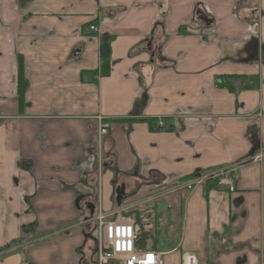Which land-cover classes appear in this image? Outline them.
Here are the masks:
<instances>
[{"label": "crops", "instance_id": "obj_1", "mask_svg": "<svg viewBox=\"0 0 264 264\" xmlns=\"http://www.w3.org/2000/svg\"><path fill=\"white\" fill-rule=\"evenodd\" d=\"M91 212L164 264H264V0H0V264H97Z\"/></svg>", "mask_w": 264, "mask_h": 264}, {"label": "built area", "instance_id": "obj_2", "mask_svg": "<svg viewBox=\"0 0 264 264\" xmlns=\"http://www.w3.org/2000/svg\"><path fill=\"white\" fill-rule=\"evenodd\" d=\"M95 32V26L89 27ZM100 120V118H99ZM98 134L106 135L109 124L100 120ZM161 128L162 121L156 122ZM262 155H255L254 159H260ZM236 175L232 167L219 168L215 171L195 174L192 178L180 186L187 191L204 187L206 183H215L216 189L225 193L235 192ZM214 188V189H215ZM96 222V239L98 241L97 264H164L162 254L152 250H140L136 241L140 235L139 225L132 219L107 220L99 212L92 220ZM181 264H200L198 258L193 254L185 253Z\"/></svg>", "mask_w": 264, "mask_h": 264}, {"label": "trees", "instance_id": "obj_3", "mask_svg": "<svg viewBox=\"0 0 264 264\" xmlns=\"http://www.w3.org/2000/svg\"><path fill=\"white\" fill-rule=\"evenodd\" d=\"M110 41V38H108L107 43ZM105 45L104 47V51L102 53L101 56V70L103 75H108L109 74V56H110V51H109V47L108 45ZM105 69V70H104ZM24 92H25V87H24V74H23V63H22V59L20 57H18V77H17V97H18V102H19V109L22 110L23 109V103H24ZM119 122H127L129 120H117ZM148 125H149V129L152 131H160L162 130V128H153V125L155 123V121L152 120H144ZM143 121V122H144ZM152 125V126H151ZM166 130L170 131V128H167ZM216 187L215 183H206L204 185V193H207L208 191H210L211 189H214ZM139 242L138 238L136 241V245ZM138 248V246H137ZM140 249V248H138ZM141 250V249H140Z\"/></svg>", "mask_w": 264, "mask_h": 264}, {"label": "flooded vegetation", "instance_id": "obj_4", "mask_svg": "<svg viewBox=\"0 0 264 264\" xmlns=\"http://www.w3.org/2000/svg\"><path fill=\"white\" fill-rule=\"evenodd\" d=\"M122 193H123V192H122V190L120 189V190H119V194H120V195H122ZM91 215H93V213H92V212L90 213V218H89V221H92V218H93V217H92Z\"/></svg>", "mask_w": 264, "mask_h": 264}, {"label": "water", "instance_id": "obj_5", "mask_svg": "<svg viewBox=\"0 0 264 264\" xmlns=\"http://www.w3.org/2000/svg\"><path fill=\"white\" fill-rule=\"evenodd\" d=\"M124 190V188H122V191ZM121 199V196H118V198H117V203L119 204L120 203V200Z\"/></svg>", "mask_w": 264, "mask_h": 264}, {"label": "rangeland", "instance_id": "obj_6", "mask_svg": "<svg viewBox=\"0 0 264 264\" xmlns=\"http://www.w3.org/2000/svg\"><path fill=\"white\" fill-rule=\"evenodd\" d=\"M187 181V180H186ZM185 181V182H186ZM119 218V215H118V217H116V218H111V220H115V219H118ZM95 231H96V226H95Z\"/></svg>", "mask_w": 264, "mask_h": 264}]
</instances>
